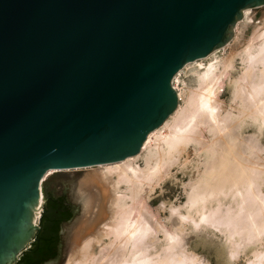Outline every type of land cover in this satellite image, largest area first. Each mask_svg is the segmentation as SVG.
<instances>
[{"label":"water","instance_id":"obj_1","mask_svg":"<svg viewBox=\"0 0 264 264\" xmlns=\"http://www.w3.org/2000/svg\"><path fill=\"white\" fill-rule=\"evenodd\" d=\"M261 5L0 0V264L35 240L48 170L140 153L179 105V70L229 42L243 10Z\"/></svg>","mask_w":264,"mask_h":264},{"label":"bare ground","instance_id":"obj_2","mask_svg":"<svg viewBox=\"0 0 264 264\" xmlns=\"http://www.w3.org/2000/svg\"><path fill=\"white\" fill-rule=\"evenodd\" d=\"M251 14V7L243 10V19L236 23L231 41L205 57L188 62L175 75L173 85L179 105L160 127L149 133L140 153L116 162L74 168L88 170L78 183L86 217L77 228L75 248L67 264H205L184 247L175 250L183 243L182 226H177L174 232H168L167 228V249L158 259L152 258L156 252L151 256L146 243L155 230L148 216L146 189L155 187L165 169L188 150L191 142L204 148L205 168L199 179L190 182L186 202L189 209L187 214L178 213L181 220H176L177 223L191 218L194 225L200 221L225 225L222 232H227L231 254H239L241 247L263 241V248L254 251L248 264H264V147L255 132L264 128V18L256 23L240 53L219 54L240 37L243 24L253 21ZM238 54L246 65L232 81L233 99L238 103L232 107L237 112L231 109L223 113L219 88L223 77L235 68ZM191 67L199 86L187 90L180 83H184L181 76ZM202 126L210 128L213 135L210 140L204 137ZM146 150L143 167L137 159ZM55 171L48 170L44 178ZM43 203L42 193L41 208ZM195 214L199 217L195 218ZM105 237H112L116 245L96 256L94 248Z\"/></svg>","mask_w":264,"mask_h":264},{"label":"rangeland","instance_id":"obj_3","mask_svg":"<svg viewBox=\"0 0 264 264\" xmlns=\"http://www.w3.org/2000/svg\"><path fill=\"white\" fill-rule=\"evenodd\" d=\"M251 9H252L251 15L253 16V21L250 23L249 22L246 23L247 25L243 24L241 26L242 30L240 31L241 32L240 37L235 39V41L234 40L232 41L233 43L230 44L228 50L224 52L223 51L219 52L220 55L223 56L224 53L225 54L227 53L226 55H228L231 52L235 54L240 53L241 50L245 47L246 43L253 34L256 23L260 22L264 18V5L258 7H251ZM242 19L243 18L239 19L238 21ZM234 30L236 31V27H234ZM235 34L236 33L234 32V35L228 41H231L234 38ZM245 65L246 62L243 60L242 56L238 54L235 61V68L232 69L230 72H228L221 81L222 84L220 85L219 88L220 89L219 97L221 100H223L221 103V105L223 106L221 112L223 113H226L227 111H231V109L232 111L237 112L236 109L232 107V105L234 106L238 104L233 99L234 85L232 81L240 75L239 73L242 72ZM193 68L194 67L189 68L181 76V79H184V83L182 82L180 83L187 90L189 89L194 90L199 86L197 80L198 78L197 75L193 73ZM225 109L227 110L225 111ZM201 128L203 129L204 137L210 140L213 136L212 132L210 131V128L208 126H202ZM248 129L250 130L251 127H249ZM249 130L248 132H246L245 134L246 136L249 134L250 132ZM256 131L258 132V134L257 133L256 134L260 138L259 139V141L261 142L260 146L264 147V128H262V130L255 129V132ZM189 145H188V150L184 151L174 164L170 165L169 167L167 166L168 168H166L165 171L162 173L161 177L157 180L158 182L154 184L155 187L152 188L148 187L146 189L145 200H146V204H148L147 206L149 213L148 216L150 217V222L154 223L152 225L154 226L155 229L153 230L154 234H151V236L150 237L148 236L146 239L147 241L146 243H148L147 247L149 248L147 250L150 252L151 256L156 252V255L154 254L155 257L154 255L152 256L153 259L154 258L156 259L157 257L158 258L162 257L166 252L165 249H167L166 247L168 243L167 234L165 236V232L168 229H169L168 232H174L177 226H182V228L185 230L183 231V233L185 234H182V236H184L182 241L183 243H180L179 247L177 246L175 250L180 249V247H184L185 251H188L187 253H189L190 251L191 254L192 253H194V255L197 254L198 258L199 257L202 258V260L200 261L205 262V264H248L249 260L253 258L254 251L263 248L262 246L263 241H258L255 244H250L246 247H241V252H239V254H234V253L231 254L230 241L228 240L227 232L226 233L225 231L222 232V229L226 227L225 225L222 224L219 225L218 223L216 224H218L219 226L216 225L215 223L212 225L211 222L207 223V221L206 222L200 221V223L198 224H196L194 221L195 223L194 225L192 221L193 219L191 220V218H185L184 219L185 221L183 220V223L180 224L177 223L178 220H181V214L178 213L183 212L184 214H187L188 212L189 205L186 202L188 201L189 192L191 190V186H190L191 183L201 177V174L203 173L205 168L203 165L204 161L206 160L204 154V148L197 146L194 142H191ZM164 147L166 148L167 146ZM147 153L148 151L146 150L137 159V163H139L143 167L146 165ZM262 153L264 155V148ZM87 173L88 170L85 169L77 170L71 168V169H63L61 171L57 170L52 174L48 175L45 181L43 182V187L47 190L49 194H52L55 197L58 196L65 197L69 202L73 203L78 209L75 215L73 216V218L71 219V221L64 224L63 247H62L61 257L60 260L52 264H67L68 259L70 255H72L73 250L75 248V239H76L75 237H76L77 228L81 223L80 221H82L86 217L85 207L82 199L83 197L80 194V191L78 190V185H79L78 183L81 180V178L87 175ZM263 189H264V185H263ZM45 195L46 194L44 191L43 208L45 206V199H46ZM53 204L54 202H51L50 205L53 206ZM171 206L172 207L174 206V208L176 209L174 208L171 209ZM49 208L50 206H48V210ZM42 214L40 220L43 219ZM136 215H138V212L135 213V217ZM198 217L199 215L195 214V218ZM156 226L158 227L156 228ZM155 234L156 237L158 236L157 237L158 239L155 237ZM153 238L154 239L156 238L155 239L156 241L153 240ZM112 239H113L112 237H105L104 240L96 244L94 248V251L96 252L95 254H97L96 256L100 255L101 250L102 251L104 250L103 252H109L110 249L114 248L116 243L112 242ZM164 244H166V246H164ZM108 246L109 248H107ZM158 250H160L161 252V253L159 252L160 254L158 253L159 256L157 254Z\"/></svg>","mask_w":264,"mask_h":264},{"label":"flooded vegetation","instance_id":"obj_4","mask_svg":"<svg viewBox=\"0 0 264 264\" xmlns=\"http://www.w3.org/2000/svg\"><path fill=\"white\" fill-rule=\"evenodd\" d=\"M45 191V206L41 208L43 219L40 220L36 238L28 250H32V261L43 259L39 264H48L60 260L63 247L64 224L73 218L76 206L65 197H55ZM51 202H54L51 206ZM48 206H50L48 210ZM17 264V263H16Z\"/></svg>","mask_w":264,"mask_h":264},{"label":"trees","instance_id":"obj_5","mask_svg":"<svg viewBox=\"0 0 264 264\" xmlns=\"http://www.w3.org/2000/svg\"><path fill=\"white\" fill-rule=\"evenodd\" d=\"M32 250H27L26 252H24V254L21 256L20 260L17 262V264H39L41 263V261L43 260L42 258L38 261H32V259L30 258L31 252Z\"/></svg>","mask_w":264,"mask_h":264}]
</instances>
